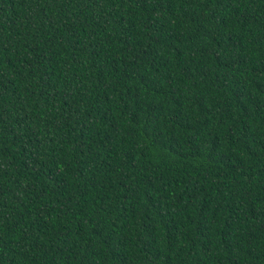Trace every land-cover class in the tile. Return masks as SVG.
I'll use <instances>...</instances> for the list:
<instances>
[{"label": "trees", "instance_id": "obj_1", "mask_svg": "<svg viewBox=\"0 0 264 264\" xmlns=\"http://www.w3.org/2000/svg\"><path fill=\"white\" fill-rule=\"evenodd\" d=\"M0 264H264V0H0Z\"/></svg>", "mask_w": 264, "mask_h": 264}]
</instances>
